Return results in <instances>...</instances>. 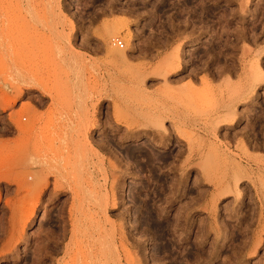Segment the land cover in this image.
Wrapping results in <instances>:
<instances>
[{
	"label": "rangeland",
	"instance_id": "374dc122",
	"mask_svg": "<svg viewBox=\"0 0 264 264\" xmlns=\"http://www.w3.org/2000/svg\"><path fill=\"white\" fill-rule=\"evenodd\" d=\"M19 3L0 35V264H264V84L240 99L264 0Z\"/></svg>",
	"mask_w": 264,
	"mask_h": 264
},
{
	"label": "bare ground",
	"instance_id": "6f19581e",
	"mask_svg": "<svg viewBox=\"0 0 264 264\" xmlns=\"http://www.w3.org/2000/svg\"><path fill=\"white\" fill-rule=\"evenodd\" d=\"M20 0H0V35L4 38L3 39V41L2 42H4L5 41V39H6V31H7V28H10L11 26H13V28H15L16 29V26H15V24H17V22L19 21V18H20V16H18L20 13H18V15H17V12L16 11H14V10H12L13 12H16L15 14V16H17V17H15L14 16V14H12V18H9L8 16H10V15H8V12H10V11H8L9 9H8V7L10 6V5H12V6H14V7H16L17 5H19L20 3ZM10 4V5H9ZM9 5V6H8ZM13 8V7H12ZM19 8V7H18ZM15 10H18L17 8H15ZM20 12V11H19ZM14 16V17H13ZM19 17V18H18ZM20 20H21V18H20ZM20 24V23H19ZM18 26V25H17ZM75 30V26H74V24H72V31H74ZM9 33V32H8ZM14 34V33H13ZM4 35H5V37H4ZM10 36V35H9ZM17 37V36H16ZM0 40H1V38H0ZM1 42V41H0ZM1 42V43H2ZM0 43V44H1ZM2 46H3V44H1ZM5 45V44H4ZM113 47V46H112ZM111 49V48H110ZM120 53V52H119ZM121 55H126V54H124V53H121ZM257 61V62H256ZM256 61H254V62H256V64H255V66L253 65V66H250V68L249 67H247V73H246V77H247V79H246V81H247V86H246V88L244 89V91H243V93L241 94V97L242 98H240V99H242L244 102H247V104H251V102H253L254 100H253V96H252V93H254L253 92V90H254V88L256 87V86H258V85H261V84H264V67H262L261 65H260V63H259V59L258 60H256ZM253 63V62H252ZM21 65V64H20ZM172 65V66H171ZM170 66H171V72L172 71H175V72H179L180 70H181V64H178V65H175V63H174V59H172V60H170ZM9 69V68H8ZM170 74V73H169ZM38 81V80H37ZM33 82V81H32ZM41 83V82H40ZM41 85V84H40ZM43 86V85H42ZM245 86V85H244ZM38 87H40V86H38ZM19 88V87H18ZM43 88V87H42ZM41 88V89H42ZM40 89V90H41ZM18 91V90H17ZM19 91H22V90H19ZM18 91V92H19ZM42 92L43 93H45V94H48V91H45V90H43L42 89ZM236 93V92H235ZM19 94V93H18ZM52 97H53V95L51 94V93H49ZM235 95V94H234ZM236 96V95H235ZM234 96V97H235ZM3 97V96H2ZM1 101H2V103H5L4 101H6V98H3V99H1ZM16 102V99H12V102H8L7 103V105L9 106L10 104H13V103H15ZM242 102V101H241ZM1 105L3 106V104H1L0 103V107H1ZM7 105H4V106H6L7 107ZM3 106V107H4ZM229 106V105H228ZM5 108V107H4ZM228 108V107H227ZM233 110V109H232ZM232 110H230V112L228 111V113L225 115V117H226V120H223L222 118V120L224 121V122H226V123H228L230 126H233L235 123H236V119H237V113H235V111H232ZM32 112H33V110H32ZM31 114V113H30ZM20 115H21V117H22V114H19V116L18 117H20ZM35 115V114H34ZM35 117V116H34ZM24 118H26V117H24ZM224 118V117H223ZM31 119H33V118H31ZM26 121L28 120V118H26L25 119ZM32 121V120H31ZM218 121H220V120H218ZM158 122V121H157ZM27 123H29V122H27ZM218 122H216V124H217ZM220 123H223V122H221L220 121ZM25 125H26V127H27V125L29 126V124H21V122H20V124L18 123V127L22 130L23 128H24V130H25ZM161 125H162V123H161ZM163 126V125H162ZM218 126V125H217ZM161 127V126H160ZM163 128V130H164V132H166V130L164 129V126L162 127ZM20 130V131H21ZM23 130V131H24ZM28 130H29V128H28ZM22 131V132H23ZM25 131H27V130H25ZM161 134V133H160ZM249 146V145H248ZM219 150V149H218ZM8 151H10V150H8ZM149 153V152H148ZM151 153V152H150ZM144 156V155H143ZM151 156V155H150ZM157 158V157H156ZM227 158V157H226ZM229 158H230V156H229ZM232 158V157H231ZM145 159V158H144ZM159 159V158H158ZM248 159L250 160V161H253V160H251V159H253L252 158V156H248ZM154 160V159H153ZM249 161V162H250ZM148 162V161H147ZM152 162V161H151ZM240 164V163H239ZM251 164V163H250ZM249 164V165H250ZM251 166V165H250ZM240 167V166H239ZM249 169V168H248ZM259 169V168H258ZM238 170V169H237ZM240 170H241V167H240ZM238 171L239 173L241 172V171ZM244 170H242V172H243ZM246 171V170H245ZM263 171V170H262ZM247 172V171H246ZM252 172V171H251ZM250 172V173H251ZM245 172H243V174H244ZM241 174V173H240ZM259 174H261L260 172H259ZM258 174V175H259ZM235 175L236 176H238L237 174H236V172H235ZM263 175V174H262ZM241 178V179H240ZM258 178H260V175H259V177ZM239 179V180H238ZM243 179H248V180H251V175H249V171L247 172V173H245L242 177L240 176L239 178H237V182H242V181H244ZM6 180L7 181H10V179L9 178H6ZM253 181V180H252ZM45 182H46V180H45ZM44 183V182H43ZM47 183H48V180H47V182L45 183V184H43V185H45L44 187H46L47 186ZM42 185V186H43ZM60 187V186H59ZM230 191H228V192H226L227 194L229 193ZM230 194V193H229ZM237 195V194H236ZM238 195H240V194H238ZM237 195V196H238ZM25 200L26 201H28V199H27V197H25ZM30 201V200H29ZM33 201V200H32ZM40 202H41V198L39 197L36 201H34V204H30L29 202L27 203V202H22V204L24 203V204H26V206L25 205H20L21 207L20 208H18V210H19V214L21 213L22 215H23V213L24 212H27V211H25V210H27L26 208H28V210H29V206H31L32 208H30L31 209V212H30V214L28 215L29 217H27V218H24V219H22V222H20L21 224V230H20V234L18 233V238L17 239H15L14 240V238H13V240H14V242H17L18 240H21L22 239V237H23V233L25 232V229H26V227L28 226V224L31 222V220H32V218H33V216H36V213H37V207H38V205L40 204ZM108 202V201H107ZM27 204H30V205H28L27 206ZM108 204H109V202H108ZM107 204V205H108ZM109 206V205H108ZM26 207V208H25ZM106 207V206H105ZM16 212H17V209H16ZM25 214V213H24ZM21 215V216H22ZM151 218V217H150ZM149 219V218H148ZM180 224V223H179ZM170 226V225H169ZM181 226V225H180ZM168 227V226H167ZM178 227V226H177ZM176 227V228H177ZM172 230V229H171ZM176 230V229H175ZM170 231V230H169ZM169 231H168V233H169ZM178 231V230H177ZM66 234H67V231H66V233H62V243L64 242L63 240H65V238L67 237L66 236ZM12 239H10L8 242H10ZM12 240V241H13ZM57 242H59V241H57ZM56 242V246L58 247V243ZM11 244V243H10ZM14 244V243H13ZM67 251V250H66ZM63 253H64V251H63ZM65 254H67V252H65ZM85 261V260H84ZM80 263L81 264H95V263H93V262H91V261H86V262H81V260H80ZM79 263V264H80Z\"/></svg>",
	"mask_w": 264,
	"mask_h": 264
},
{
	"label": "built area",
	"instance_id": "2783aa9c",
	"mask_svg": "<svg viewBox=\"0 0 264 264\" xmlns=\"http://www.w3.org/2000/svg\"><path fill=\"white\" fill-rule=\"evenodd\" d=\"M114 44H115V46H117L120 49H124L125 48L124 42L122 40H120V39H115L114 40Z\"/></svg>",
	"mask_w": 264,
	"mask_h": 264
}]
</instances>
